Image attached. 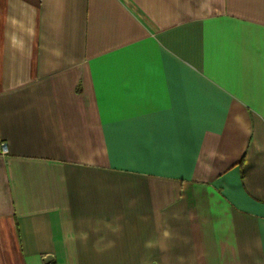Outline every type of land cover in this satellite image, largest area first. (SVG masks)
<instances>
[{"label": "crops", "instance_id": "0c3cea01", "mask_svg": "<svg viewBox=\"0 0 264 264\" xmlns=\"http://www.w3.org/2000/svg\"><path fill=\"white\" fill-rule=\"evenodd\" d=\"M0 264H264V0H0Z\"/></svg>", "mask_w": 264, "mask_h": 264}]
</instances>
